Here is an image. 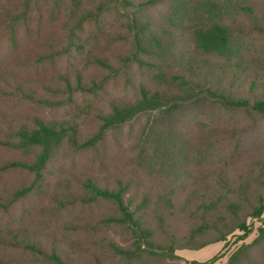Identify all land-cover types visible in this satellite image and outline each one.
Listing matches in <instances>:
<instances>
[{
	"label": "trees",
	"instance_id": "16d2710c",
	"mask_svg": "<svg viewBox=\"0 0 264 264\" xmlns=\"http://www.w3.org/2000/svg\"><path fill=\"white\" fill-rule=\"evenodd\" d=\"M157 1L0 0V29L12 46L19 48L17 45L23 39L35 43L41 39L36 44L32 43L31 47H21L24 50L17 52V63L22 71L28 64L33 68L45 67L56 59L102 69L98 73L85 74L80 67H76L67 75L51 74L57 86L50 85L47 91L53 97L40 96L30 79L21 75L15 77L13 92L5 87L10 82L0 78V99L18 96L21 102L38 101L43 109H48H44L43 114L20 117L0 107V147L31 155L28 159L0 162V173L23 170L32 174L30 181H23L13 189L6 186V190L0 192V214L7 217L13 205L32 190L41 193L54 155L68 141L77 144L81 116L93 117L98 124L79 148L96 149L98 145L105 144L112 128L122 127L141 111L164 105V94L158 88L149 87L146 76L141 82V95L136 102L116 104L109 109L99 106L105 91H112L107 88L108 84L112 80L111 84L115 83L126 68L136 67L143 73H150L152 80L161 77L164 73L161 62L176 51L173 39L165 36L166 30L175 29L178 23L185 24L187 16L198 13L201 21L189 26L196 48L229 60H232L233 54L240 52V42L233 40L230 24L226 21L229 14L239 8L233 0H162L167 6L166 16L170 24L165 28L155 25L149 11ZM45 8H49L50 18H60L61 33L52 31L44 35L42 23L36 28L35 15L38 12L37 20H41ZM241 10L253 11L250 6H242ZM182 34L186 37L183 28L179 35ZM122 44V48L117 47ZM107 46L110 48L108 54L104 49ZM181 52H184L183 48ZM235 64L242 65L238 61ZM247 70L240 69V74L252 76L242 95H214L231 108L241 109L250 115L248 120L238 121L222 133L227 137L225 139H235L236 148L242 146L248 156L243 165L227 171L233 155L231 149L214 157L203 149L193 153L200 162L209 157L217 166L191 194L197 193L193 200L196 204L194 211L201 222L189 229L185 235L186 242L181 247L196 248L224 240L236 229L246 234L249 232L248 217L262 221L257 240L264 236V136L256 133L259 129L255 125L264 118V74L255 75ZM174 77L184 84L189 83L183 74ZM76 92L83 95L81 102L74 98ZM60 94H64L63 97ZM61 109L73 110L75 114L69 117L53 114ZM196 123L199 138L212 146L214 139H210L215 137L212 128H206L200 118ZM169 136L158 139L150 150H140L142 155L145 153L144 160L134 166L135 169L131 168L130 173L116 175L114 181L101 177L102 172L110 170L108 159L116 161L114 155L110 156L106 151L97 157L99 175L89 170L83 176L70 179L60 189L61 192H56L51 201L54 210L60 213L74 205H98L101 208L104 206L101 204L106 205L105 211L97 213L92 219V214H89L86 218L64 222L66 231L73 235L83 231L86 237H77L70 242L55 241L40 228L32 230L31 226L6 224V227H0V264H133L135 258L144 254L176 258L174 250L177 246L158 244L155 230L149 224L152 205L158 207L163 203L167 206V202L176 200L174 180L168 179L167 174L162 178L161 174L191 154L187 150L182 157L184 149H171ZM136 172L152 188L151 191L141 187L142 183L135 182ZM176 175L179 179V174ZM208 231L215 233L213 238L204 236ZM13 254L20 255V258Z\"/></svg>",
	"mask_w": 264,
	"mask_h": 264
},
{
	"label": "rangeland",
	"instance_id": "374dc122",
	"mask_svg": "<svg viewBox=\"0 0 264 264\" xmlns=\"http://www.w3.org/2000/svg\"><path fill=\"white\" fill-rule=\"evenodd\" d=\"M233 3L237 4L239 8L231 12L226 21L230 24L233 40L240 42L241 49L237 53L239 59L236 54H233L232 60H229L218 54L205 53L200 48H196L189 26L201 21L198 13L187 16L185 24L178 23L176 30L174 27L166 30L165 36L169 40L173 39L176 51L161 62L164 73L159 79L152 80L149 78L152 74L143 73L136 67H129L120 73L121 75L115 83L111 84L112 80L108 84L107 88L112 91H105L104 96L100 99V105L91 99L96 105L103 106V109H109L113 105L121 103H134L141 95L140 85L147 76L146 84L152 89L158 88L164 94V105L158 109L141 111L122 127L112 128L106 136L105 144L98 145L96 149L79 148L81 142L98 124V121L93 117L81 116L78 120L81 125L77 144H71V141H68L63 145L65 147L59 148L60 150L51 161L48 178L41 193L37 194L35 190H32L13 205L7 217L0 214V227H6V224L31 226L32 230L37 227L35 230L40 228L43 232L51 235L55 241L70 242L72 239L75 241L77 237H86L87 235L83 231L76 235L66 231L63 227L64 222L76 221L81 217L86 218L89 214H92L90 218L92 219L97 216V213L106 209V205L100 203L104 205L102 208L98 205H74L60 213L54 210V204L52 205L53 201H51L56 192L63 189L70 179L83 176L89 170L98 174L100 165L99 159H97L98 154L106 151L110 156L113 154L116 161L111 162L108 159L110 170L102 172L101 177L114 181L116 175L130 173L131 168L144 160L145 153L142 155L140 150L143 148L150 150L158 139L163 136L167 138L170 135L169 146L171 149L176 151L184 149L182 157L187 150L191 154L185 160L180 159L175 167L169 168L161 174L162 178L167 174L168 179L174 180V184L177 186L176 200L170 203L166 201L167 206H164L163 203H160L158 207L152 205L149 224L155 230V240L158 244L177 246L174 250L177 257L170 259L144 254L142 257L135 258L133 264H264V236L261 240H257L260 234L259 228L262 226V221L259 218H247L249 232L246 234L244 231L236 229L230 232L224 240L196 248L181 247L186 242L185 235L189 229L201 222L198 213L194 211L196 204L193 200L197 193L191 194L199 188L201 181L207 180L212 169L217 166L216 162L211 161L209 157L201 159L200 162L194 158L193 153L198 149H203L208 155L214 157L217 153L225 154L231 149L233 155L226 167L227 171L243 165L248 156L242 146L236 148L235 139H225L227 137L222 133L238 121L248 120L250 115L241 109L231 108L218 96L223 94L234 97L243 94L252 76L240 74L242 68L248 69L247 71L251 74H264V0H233ZM242 6H250L253 11H243L241 10ZM149 11L156 26L165 28L169 24V19L166 16L167 6L162 0H158ZM37 15L38 12L35 15V26L37 28L38 24L42 23L41 29H43L44 35H49L52 31L60 33L63 31L60 18L49 17V8L44 9L41 20H37ZM182 28L186 37L183 34L179 35ZM23 40L19 46L17 45L19 48H16L15 45H11L6 34L0 29V78L10 82L9 86L5 85L9 91L13 92L14 90L16 75H21L30 79L40 96L53 97L47 91L50 85L57 86L51 74L67 75L76 67H80L85 74L98 73L102 70L96 66L83 67L82 63H66L63 59H56L54 62L50 61L45 67L33 68L28 64L22 71L23 68L17 63V52L24 50V48L20 49L21 47H31L32 43L36 44L41 39L36 43L30 39ZM185 45L187 46L184 48ZM117 47L122 48L123 44ZM107 48L108 46L104 48L106 54L110 51V48L108 50ZM182 48L184 49L183 53L181 52ZM237 61L242 63L241 67L235 64ZM181 74L189 80L188 84H184L174 77ZM214 93L218 96H215ZM63 95L60 94L62 97ZM86 97L91 98L90 95ZM74 98L81 102L83 95L76 92ZM0 107L13 115H20V117L36 113L43 114V111L48 110L47 108L44 110L38 101L21 102L18 96L14 99L1 98ZM65 111L67 112L65 113ZM95 111L97 112V110ZM53 114L57 117H69L73 116L75 111L61 109L54 111ZM199 118L204 121L203 124L206 128H212V133L215 135L210 139H214L212 146L199 138L196 123ZM255 125L259 129V132L256 133L264 136V118ZM184 140H186L185 145ZM30 156L12 148L0 147V162L15 158L28 159ZM205 163L206 168L204 167ZM177 173L180 180L177 179ZM31 178L32 174L23 170L1 172L0 192L6 190V186L13 189L21 185L23 181H30ZM134 180L139 184L142 183L141 187L151 191L152 188L141 176L137 175V172ZM192 196L194 197L192 198ZM214 234L213 231H208L204 236L213 238ZM17 258H20V255H17Z\"/></svg>",
	"mask_w": 264,
	"mask_h": 264
}]
</instances>
